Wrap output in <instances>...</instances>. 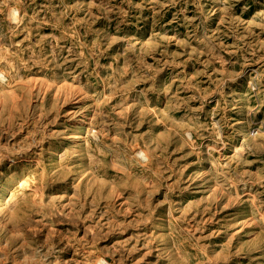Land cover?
<instances>
[{
    "label": "rangeland",
    "instance_id": "obj_1",
    "mask_svg": "<svg viewBox=\"0 0 264 264\" xmlns=\"http://www.w3.org/2000/svg\"><path fill=\"white\" fill-rule=\"evenodd\" d=\"M0 76V264H264V0H0Z\"/></svg>",
    "mask_w": 264,
    "mask_h": 264
},
{
    "label": "bare ground",
    "instance_id": "obj_2",
    "mask_svg": "<svg viewBox=\"0 0 264 264\" xmlns=\"http://www.w3.org/2000/svg\"><path fill=\"white\" fill-rule=\"evenodd\" d=\"M7 10V9H6ZM13 13V12H12ZM11 15V14H10ZM13 15L15 16V14L13 13ZM17 16V15H16ZM12 18H13V20L12 21H14V17L12 16ZM2 71V70H1ZM2 75V74H1ZM1 77V76H0ZM46 86H47V83H46ZM49 87V86H48ZM72 88V87H71ZM45 89V88H44ZM75 89V88H74ZM41 90V89H40ZM48 90V89H47ZM44 92V91H43ZM8 93V92H7ZM40 93V92H39ZM56 93V92H55ZM55 93H54V95H55ZM64 93V92H63ZM69 93V92H68ZM42 96V95H41ZM70 103V102H69ZM75 104V103H74ZM10 110V109H9ZM84 119H85V116H84V114L83 113H81V114H79L78 115V117H76V119H75V124L76 125H78V126H81L85 121H84ZM102 135V134H101ZM188 139V138H187ZM31 161V160H30ZM20 182H22V180L20 181ZM33 182V181H32ZM24 183V182H23ZM22 184V183H21ZM20 185V184H19ZM25 185H26V183H25ZM18 187H20V186H18ZM22 187V186H21ZM26 187V186H25ZM34 187V186H33ZM28 189H30V188H28ZM35 195H36V193H35ZM33 197V196H32ZM33 202V201H32ZM249 222H250V220H249ZM4 249V248H3Z\"/></svg>",
    "mask_w": 264,
    "mask_h": 264
}]
</instances>
